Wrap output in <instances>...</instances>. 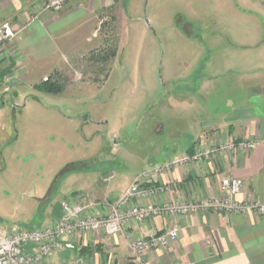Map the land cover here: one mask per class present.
<instances>
[{
  "label": "rangeland",
  "instance_id": "1",
  "mask_svg": "<svg viewBox=\"0 0 264 264\" xmlns=\"http://www.w3.org/2000/svg\"><path fill=\"white\" fill-rule=\"evenodd\" d=\"M75 37L63 46L61 70L42 82L58 81L62 91L38 89L14 119L0 112V126L8 119L20 133L15 144L0 140L2 227L43 225V207L57 210L64 192L89 186L103 169L119 179L172 143L170 124L183 122L169 93L199 96L206 79V100L199 96L196 106L220 110L234 105L232 70L264 85V0H119ZM83 159L88 175L62 180Z\"/></svg>",
  "mask_w": 264,
  "mask_h": 264
},
{
  "label": "crops",
  "instance_id": "2",
  "mask_svg": "<svg viewBox=\"0 0 264 264\" xmlns=\"http://www.w3.org/2000/svg\"><path fill=\"white\" fill-rule=\"evenodd\" d=\"M43 1L0 0V24L12 21L23 28L8 44L0 60V112L4 117L14 119L27 105L29 98L38 100V86L47 75L59 72L63 66L62 51L65 43L77 42L75 35L79 29L99 14L115 10L119 3V0H74L59 12H45L34 19V10ZM232 71H236V77L231 80L234 105L230 109H205L201 108L200 103L196 106L199 96L206 100L203 93L208 90L207 84H210L206 79L201 81L202 85L198 88L199 96L189 92L183 94V91L178 95L169 93V109L175 113L180 112V120L183 122L181 126L177 122L176 125L170 124L172 143L165 147L156 146L155 155L151 158L140 157L139 166L133 170L130 165H122L127 169V174L123 176L127 178L126 182L120 181L123 177L117 179L115 170H111L112 165L106 166L111 170V175L104 177L107 172L103 169L100 181L96 179L89 186L70 189L63 193L61 199L64 194L75 196L83 193L86 196L84 202L94 204L89 212L104 216L107 205L116 202L143 170L192 155L202 149L211 152L158 177L160 182L170 184L172 188L152 199L154 202L214 200L221 196L223 178L236 177L244 181L242 192L236 197L237 201L264 203V85L254 78H242L239 69ZM220 74L223 75L222 72ZM221 80L222 77L217 81L215 89H218ZM179 99L183 101L185 109H180ZM159 125L163 128L164 124ZM179 127L183 130L182 134L178 131ZM19 137L20 133L8 124V119L0 126L2 142L15 144ZM249 141L256 143L252 150L236 147L213 151L226 143L234 142L238 145ZM157 153L162 154L161 160L156 159ZM87 160L69 165L84 164ZM89 170L84 167L81 170L72 169L62 180L87 176ZM61 199V203L66 201ZM71 200L78 199L75 197ZM61 203L57 201L59 207L54 209L55 212L49 211V206L43 207L44 215L50 220L43 225L61 218ZM173 225L180 228L178 238L167 247L141 256V264H264V214L247 211L224 213L216 210L178 217L157 216L131 222L121 233L114 235L89 231L67 236L65 248L53 253L41 264H137L138 257L131 249L130 242L164 233ZM27 250L32 251L33 246H27Z\"/></svg>",
  "mask_w": 264,
  "mask_h": 264
},
{
  "label": "built area",
  "instance_id": "3",
  "mask_svg": "<svg viewBox=\"0 0 264 264\" xmlns=\"http://www.w3.org/2000/svg\"><path fill=\"white\" fill-rule=\"evenodd\" d=\"M73 0H44L33 18L37 19L45 12H59ZM23 28L12 21L0 24V60L8 44L13 41ZM78 77V76H77ZM255 142L226 143L213 149H233L243 147L252 150ZM210 151L199 149L192 155L153 165L143 170L129 187L114 203H109L104 216L91 214L89 210L94 205L79 200H66L62 203L61 218L51 224L26 227L14 226L5 228L0 225V264H41L53 253L65 248V238L78 233L101 231L108 235L121 233L131 222H140L157 216L178 217L196 215L204 211L216 210L224 213L253 212L264 214V203L239 202L236 197L242 192L244 181L241 178L225 177L222 180L221 196L214 200H176L154 202L152 199L167 193L172 186L160 182L158 177L174 167L199 160ZM180 233L178 225H173L161 234L130 242L131 249L137 254V264H141V256L152 251L169 246ZM27 246H33L32 251Z\"/></svg>",
  "mask_w": 264,
  "mask_h": 264
},
{
  "label": "trees",
  "instance_id": "4",
  "mask_svg": "<svg viewBox=\"0 0 264 264\" xmlns=\"http://www.w3.org/2000/svg\"><path fill=\"white\" fill-rule=\"evenodd\" d=\"M116 53H117V47H116V49H114V51H112L111 55L114 57V56L116 55ZM93 58H94V57H93ZM101 60H103V61H107V58L104 57V58H102ZM38 88H39L40 90H43V91H47V92H56V93H58V92L62 91L63 85H62L61 83H59L58 81H56V82H54V81H46V82H44V83H41V84L38 86ZM81 164H82V163L72 164V165L75 166V168H73V169H74V170H75V169H77V170H81V169H83V168L80 166ZM76 167H78V168H76ZM71 170H72V169H71Z\"/></svg>",
  "mask_w": 264,
  "mask_h": 264
},
{
  "label": "water",
  "instance_id": "5",
  "mask_svg": "<svg viewBox=\"0 0 264 264\" xmlns=\"http://www.w3.org/2000/svg\"><path fill=\"white\" fill-rule=\"evenodd\" d=\"M17 226H20L19 224H17Z\"/></svg>",
  "mask_w": 264,
  "mask_h": 264
}]
</instances>
